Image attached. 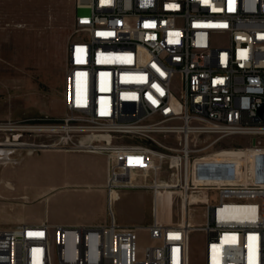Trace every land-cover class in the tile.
<instances>
[{
	"label": "built area",
	"instance_id": "obj_1",
	"mask_svg": "<svg viewBox=\"0 0 264 264\" xmlns=\"http://www.w3.org/2000/svg\"><path fill=\"white\" fill-rule=\"evenodd\" d=\"M74 1L66 112L32 132L52 139L39 148L105 157L107 221L0 227V264H190L192 231L203 264H264V0ZM222 148L252 159L237 174L211 158ZM127 191L151 195L148 225L116 222ZM162 194L178 221L158 218Z\"/></svg>",
	"mask_w": 264,
	"mask_h": 264
},
{
	"label": "rangeland",
	"instance_id": "obj_2",
	"mask_svg": "<svg viewBox=\"0 0 264 264\" xmlns=\"http://www.w3.org/2000/svg\"><path fill=\"white\" fill-rule=\"evenodd\" d=\"M75 14L74 0H0V143L26 144L5 147L12 149L9 155L11 161L0 170L16 166L21 155L34 153L25 162V167L36 175L29 179L30 185L47 181L45 173L51 167L58 166L61 159L41 152L51 149L38 147L39 144L51 142V138L32 131H11L8 127L10 124L30 127L53 124L65 115L64 50ZM15 136H18L17 140ZM230 141L226 139L217 146L224 147ZM240 141V138L233 139V142ZM214 154L211 157L214 160L233 162L237 174L240 166L252 159L249 152L243 149L222 148ZM65 162L72 166L81 164L71 157ZM139 192L142 191L125 192L114 204L116 222L125 218L134 225L150 223L151 195ZM210 195L216 202L214 194ZM192 198H189L190 201ZM3 202L0 198V204ZM157 208L164 221H178L183 215L176 195H160ZM203 209L200 205L191 209L190 221L193 226L204 224ZM138 241L140 245L148 243L145 230L138 232ZM203 244L204 234L192 231L189 238L190 264H203Z\"/></svg>",
	"mask_w": 264,
	"mask_h": 264
},
{
	"label": "crops",
	"instance_id": "obj_3",
	"mask_svg": "<svg viewBox=\"0 0 264 264\" xmlns=\"http://www.w3.org/2000/svg\"><path fill=\"white\" fill-rule=\"evenodd\" d=\"M41 152L61 159L58 166L51 167L45 173L47 181L30 185L29 179L35 172L27 169L25 162L34 153L21 155L16 166H8L0 171V198L4 200L0 204V227L11 228L20 224L36 225L42 222L62 226L105 223V157L100 154L58 150ZM70 157L81 164L72 166L66 163L65 159ZM7 183L11 186H7ZM139 193L148 194L144 191ZM117 222L121 226L134 225L125 218H120Z\"/></svg>",
	"mask_w": 264,
	"mask_h": 264
},
{
	"label": "bare ground",
	"instance_id": "obj_4",
	"mask_svg": "<svg viewBox=\"0 0 264 264\" xmlns=\"http://www.w3.org/2000/svg\"><path fill=\"white\" fill-rule=\"evenodd\" d=\"M38 126L36 127H30V126H16V125H12L10 124L8 129L11 130V131H34L35 129H37ZM17 137L18 136H15V140H17ZM26 144H17V143H0V147H3L2 149H0V167L8 164L11 159H10V153L12 152V149H7L5 147H9V146H25ZM29 146V145H28ZM102 155V154H100ZM1 171V170H0ZM7 185L10 187L11 184L7 183ZM121 195V194H120ZM160 196V195H159ZM158 196V198H159ZM158 198H157V202H158ZM190 198V197H189ZM196 200V197H193L192 198V201H195ZM190 201L189 199V202H192ZM107 214V213H106ZM158 218L160 220H162L160 218V212H159V209H158Z\"/></svg>",
	"mask_w": 264,
	"mask_h": 264
},
{
	"label": "water",
	"instance_id": "obj_5",
	"mask_svg": "<svg viewBox=\"0 0 264 264\" xmlns=\"http://www.w3.org/2000/svg\"><path fill=\"white\" fill-rule=\"evenodd\" d=\"M258 115L261 119H264V109L259 110Z\"/></svg>",
	"mask_w": 264,
	"mask_h": 264
}]
</instances>
